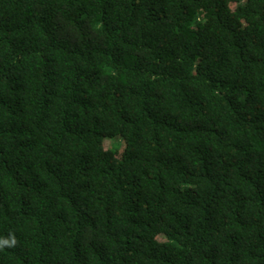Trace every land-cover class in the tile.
Returning a JSON list of instances; mask_svg holds the SVG:
<instances>
[{"label": "trees", "instance_id": "obj_1", "mask_svg": "<svg viewBox=\"0 0 264 264\" xmlns=\"http://www.w3.org/2000/svg\"><path fill=\"white\" fill-rule=\"evenodd\" d=\"M0 264H264V0H0Z\"/></svg>", "mask_w": 264, "mask_h": 264}, {"label": "clouds", "instance_id": "obj_2", "mask_svg": "<svg viewBox=\"0 0 264 264\" xmlns=\"http://www.w3.org/2000/svg\"><path fill=\"white\" fill-rule=\"evenodd\" d=\"M16 243H17L16 238L14 235H12L8 239H0V248H3L5 245H7L9 247L15 246Z\"/></svg>", "mask_w": 264, "mask_h": 264}]
</instances>
